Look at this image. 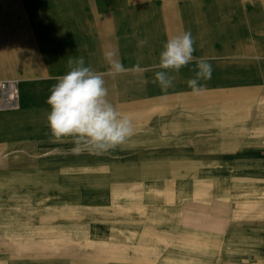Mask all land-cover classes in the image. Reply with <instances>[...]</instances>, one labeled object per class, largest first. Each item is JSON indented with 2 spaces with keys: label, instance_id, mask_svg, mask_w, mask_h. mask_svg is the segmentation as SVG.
Returning <instances> with one entry per match:
<instances>
[{
  "label": "crops",
  "instance_id": "obj_1",
  "mask_svg": "<svg viewBox=\"0 0 264 264\" xmlns=\"http://www.w3.org/2000/svg\"><path fill=\"white\" fill-rule=\"evenodd\" d=\"M6 23L22 39L2 40ZM185 31L212 78L192 95L193 62L164 94L159 54ZM106 51L130 71L112 75ZM81 56L135 123L103 154L47 126ZM6 75L20 99L0 106V264H264V0H0Z\"/></svg>",
  "mask_w": 264,
  "mask_h": 264
},
{
  "label": "clouds",
  "instance_id": "obj_2",
  "mask_svg": "<svg viewBox=\"0 0 264 264\" xmlns=\"http://www.w3.org/2000/svg\"><path fill=\"white\" fill-rule=\"evenodd\" d=\"M148 43L147 38L137 42L138 48ZM195 40L191 31L169 38L162 46L159 63L152 83L159 86L162 93L174 87L176 76L183 67L195 63L194 75L186 83L192 95H202L207 91V82L212 78V65L204 58L194 57ZM117 53L106 51L109 71L119 75L130 71L115 59ZM68 71L57 77L51 86L46 103L50 107L47 126L57 141L71 138L74 152L88 151L103 154L128 142L135 134L133 117L121 113L108 99L104 73L91 66H85L84 58L69 57ZM131 71H142L136 65Z\"/></svg>",
  "mask_w": 264,
  "mask_h": 264
},
{
  "label": "built area",
  "instance_id": "obj_3",
  "mask_svg": "<svg viewBox=\"0 0 264 264\" xmlns=\"http://www.w3.org/2000/svg\"><path fill=\"white\" fill-rule=\"evenodd\" d=\"M20 90L15 78L0 79V106H15L19 103Z\"/></svg>",
  "mask_w": 264,
  "mask_h": 264
},
{
  "label": "rangeland",
  "instance_id": "obj_4",
  "mask_svg": "<svg viewBox=\"0 0 264 264\" xmlns=\"http://www.w3.org/2000/svg\"><path fill=\"white\" fill-rule=\"evenodd\" d=\"M96 9H100L99 7H98V3H97V7H96ZM19 17V16H18ZM19 22L21 23V25H22V27H23V29L25 30V32H27V36H28V31L30 30V28H29V26L25 23V20L23 19V18H19ZM14 27H16V25L15 24H8V23H6V24H4L3 25V28L5 29L4 30V35H3V37L1 38L2 40H4V41H7V42H10V41H15V40H18L20 37H21V39H22V34L20 33V32H18V31H16V30H14ZM10 28V29H9ZM13 28V29H12ZM14 36H16L15 38H13ZM16 38H18V39H16ZM33 40V39H32ZM34 41V40H33ZM15 49H13V47H10L9 48V51H8V53L9 52H12V51H14ZM12 65V64H11ZM23 65V63L22 62H17V64H14V65H12L16 70L19 68V67H21Z\"/></svg>",
  "mask_w": 264,
  "mask_h": 264
},
{
  "label": "bare ground",
  "instance_id": "obj_5",
  "mask_svg": "<svg viewBox=\"0 0 264 264\" xmlns=\"http://www.w3.org/2000/svg\"><path fill=\"white\" fill-rule=\"evenodd\" d=\"M171 16H172V15H171ZM167 17H168V16H167ZM5 73H6V72H5ZM16 73H17V72H16ZM6 74H7V73H6ZM12 75H13V74H12ZM1 77H7V75H6V76H0V78H1ZM17 78H18V77H17ZM20 78H22V77H20ZM18 80H19V78H18ZM18 104H19V103H18ZM18 104H17V105H18Z\"/></svg>",
  "mask_w": 264,
  "mask_h": 264
}]
</instances>
